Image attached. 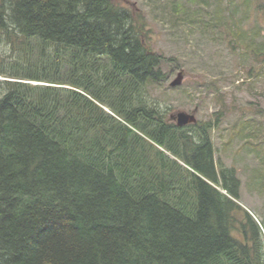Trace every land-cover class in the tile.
Instances as JSON below:
<instances>
[{"label": "trees", "instance_id": "obj_1", "mask_svg": "<svg viewBox=\"0 0 264 264\" xmlns=\"http://www.w3.org/2000/svg\"><path fill=\"white\" fill-rule=\"evenodd\" d=\"M142 17L0 0V264H264L214 121L179 126L153 98L168 72Z\"/></svg>", "mask_w": 264, "mask_h": 264}, {"label": "rangeland", "instance_id": "obj_2", "mask_svg": "<svg viewBox=\"0 0 264 264\" xmlns=\"http://www.w3.org/2000/svg\"><path fill=\"white\" fill-rule=\"evenodd\" d=\"M118 1L143 16V39L164 57L167 80L152 89L153 98L174 121L182 110L197 122L214 121L215 165L235 169L232 199L264 236V0ZM9 56L0 36V58ZM178 71L180 85L168 89Z\"/></svg>", "mask_w": 264, "mask_h": 264}, {"label": "water", "instance_id": "obj_3", "mask_svg": "<svg viewBox=\"0 0 264 264\" xmlns=\"http://www.w3.org/2000/svg\"><path fill=\"white\" fill-rule=\"evenodd\" d=\"M183 79V72L178 71L175 75V77L169 82V85L171 87L180 85L181 81ZM175 122L179 126L186 125L188 123H192L196 121L194 113H187L185 111H177L174 115Z\"/></svg>", "mask_w": 264, "mask_h": 264}, {"label": "bare ground", "instance_id": "obj_4", "mask_svg": "<svg viewBox=\"0 0 264 264\" xmlns=\"http://www.w3.org/2000/svg\"><path fill=\"white\" fill-rule=\"evenodd\" d=\"M41 39V38H40ZM73 148V147H72ZM103 166V165H102Z\"/></svg>", "mask_w": 264, "mask_h": 264}]
</instances>
